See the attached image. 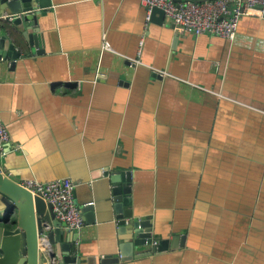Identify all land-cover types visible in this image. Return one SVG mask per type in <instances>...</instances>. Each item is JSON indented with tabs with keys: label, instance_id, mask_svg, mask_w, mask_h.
<instances>
[{
	"label": "crops",
	"instance_id": "obj_1",
	"mask_svg": "<svg viewBox=\"0 0 264 264\" xmlns=\"http://www.w3.org/2000/svg\"><path fill=\"white\" fill-rule=\"evenodd\" d=\"M37 33L13 30L22 56L1 59L2 170L94 204L66 228L74 262L120 254L109 173L129 171L137 218L185 242L109 264H264V11L232 41L141 0H52Z\"/></svg>",
	"mask_w": 264,
	"mask_h": 264
},
{
	"label": "water",
	"instance_id": "obj_2",
	"mask_svg": "<svg viewBox=\"0 0 264 264\" xmlns=\"http://www.w3.org/2000/svg\"><path fill=\"white\" fill-rule=\"evenodd\" d=\"M51 6L52 0H0V59L10 57L14 66L22 56L15 38L11 37L13 30L21 32L31 45L38 47L39 18L44 16ZM157 13L165 15L161 8L153 7L150 20L155 19ZM173 25L177 26L174 22ZM178 31L184 32L180 27ZM28 32L29 39L26 36ZM34 52L33 49L32 53ZM2 164L0 155V264H43L48 256L58 260L60 264H77V261L74 262L77 256H72L70 252L71 241L70 234L66 231L67 224L56 217L52 204L6 174L2 170ZM109 180L121 243L120 254L107 255L101 260L102 264L124 262L184 244V236L177 235L173 239L159 238L150 220L141 216L137 218L132 205L131 172H110ZM76 204L84 220L88 223L94 222V204ZM73 236L74 233L72 238H75Z\"/></svg>",
	"mask_w": 264,
	"mask_h": 264
},
{
	"label": "built area",
	"instance_id": "obj_3",
	"mask_svg": "<svg viewBox=\"0 0 264 264\" xmlns=\"http://www.w3.org/2000/svg\"><path fill=\"white\" fill-rule=\"evenodd\" d=\"M141 2L147 7L149 17L151 9L159 7L184 32L195 35L212 33L232 41L236 38L243 16L262 14L264 11V0H206L203 2L141 0ZM9 140L10 133L0 120V150ZM22 184L52 204L56 217L65 222L69 229L79 230L85 225L84 217L76 204V184L72 179L57 178L48 182L30 179ZM43 264H57V261L48 256Z\"/></svg>",
	"mask_w": 264,
	"mask_h": 264
}]
</instances>
